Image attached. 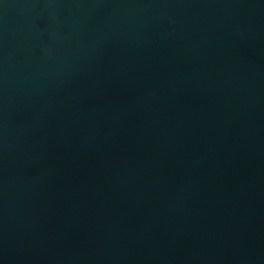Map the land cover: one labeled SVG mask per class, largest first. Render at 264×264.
Instances as JSON below:
<instances>
[{
  "label": "water",
  "instance_id": "obj_1",
  "mask_svg": "<svg viewBox=\"0 0 264 264\" xmlns=\"http://www.w3.org/2000/svg\"><path fill=\"white\" fill-rule=\"evenodd\" d=\"M0 264H264V0H0Z\"/></svg>",
  "mask_w": 264,
  "mask_h": 264
}]
</instances>
